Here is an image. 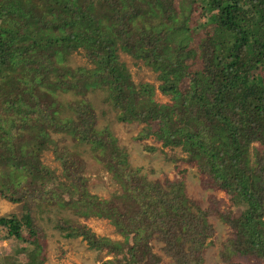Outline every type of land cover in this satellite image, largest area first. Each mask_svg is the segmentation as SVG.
Masks as SVG:
<instances>
[{
  "label": "trees",
  "instance_id": "obj_1",
  "mask_svg": "<svg viewBox=\"0 0 264 264\" xmlns=\"http://www.w3.org/2000/svg\"><path fill=\"white\" fill-rule=\"evenodd\" d=\"M78 47L92 67L67 64ZM119 49L156 71L158 84L135 83ZM96 89L118 121L142 125L134 139L144 149H156L148 139L180 147L201 186L233 209L215 195L198 207L182 177L151 180L132 166L109 127H96L86 98ZM58 92L76 97L62 103ZM50 133L88 145L118 190L91 193L81 155L49 148ZM43 149L59 175L40 160ZM0 197L23 209L0 216V264H44L36 214L52 208L83 220L59 214L54 227L111 254L103 264H159L152 240L172 264H203L209 216L229 228L222 262L264 264V0H0ZM89 217L107 219L122 240L95 233Z\"/></svg>",
  "mask_w": 264,
  "mask_h": 264
},
{
  "label": "rangeland",
  "instance_id": "obj_2",
  "mask_svg": "<svg viewBox=\"0 0 264 264\" xmlns=\"http://www.w3.org/2000/svg\"><path fill=\"white\" fill-rule=\"evenodd\" d=\"M185 12V11H183ZM199 22L206 20L205 15L199 16ZM119 60L124 62L131 79L135 83L149 82L153 85L158 84L157 72L153 71L141 59H135L122 50L117 51ZM67 64L75 66H84L87 68L93 65L86 59L82 47L73 50L67 56ZM76 97L72 92H58L57 99L65 103L67 100ZM86 98L93 105L97 119L96 127H109L115 136L117 143L124 149L128 162L139 167L148 179L161 180L164 176L169 178L182 177L184 183V192L188 199L194 200L198 207H205L208 203V196L215 195L223 198V192L211 188H203L199 181L197 170L194 166L187 164L180 158L185 156V152L180 147H162L160 144L152 143L150 139L147 144H153L156 149L147 151L143 143L134 139L136 133L140 130L141 124L136 122H120L115 117V112L111 107L102 101V90L96 89L89 91ZM155 98L160 101H166L168 97L158 91L155 92ZM52 145L67 146L77 151L83 161V173L87 177L88 190L100 198L109 197L114 191L118 190V185L111 174L99 163L92 155L88 145H74L68 135L63 133H50ZM40 160L43 164L53 169L56 174H60L61 168L59 162L54 159L50 149H43L40 152ZM226 208L233 209L228 202L223 204ZM192 209H195L192 207ZM23 212L21 203L10 202L0 197V216L15 214L20 216ZM67 215L72 218H81L70 213L68 210H58L52 208L40 214H36L37 222L42 226L46 235V254L44 264H103L111 257L106 251L91 249L80 237H65L58 229L54 227V221L59 215ZM208 221L213 225L214 232L204 250L203 264H226L218 256L221 241L228 235V226L216 216H209ZM95 233L106 236L112 240H122V236L115 231L113 225L107 219L99 217H89L84 220ZM152 250L161 257L159 264H172V261L160 249L161 243L152 240ZM8 247L6 241L0 242V251H5Z\"/></svg>",
  "mask_w": 264,
  "mask_h": 264
}]
</instances>
